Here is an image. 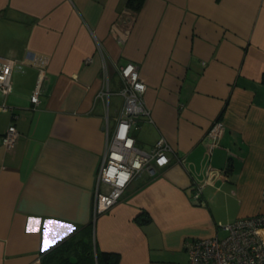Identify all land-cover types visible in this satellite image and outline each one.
Here are the masks:
<instances>
[{
  "label": "crops",
  "instance_id": "0c3cea01",
  "mask_svg": "<svg viewBox=\"0 0 264 264\" xmlns=\"http://www.w3.org/2000/svg\"><path fill=\"white\" fill-rule=\"evenodd\" d=\"M126 9L125 0H0V66L12 67L0 137L11 123L18 131L11 148L0 141V264H42L87 224L94 248L119 264L184 263V240L222 237L220 224L264 213V0H144L123 24ZM127 62L150 113L131 129L136 145L148 151L164 137L172 151L94 216L106 102L110 123Z\"/></svg>",
  "mask_w": 264,
  "mask_h": 264
},
{
  "label": "built area",
  "instance_id": "2783aa9c",
  "mask_svg": "<svg viewBox=\"0 0 264 264\" xmlns=\"http://www.w3.org/2000/svg\"><path fill=\"white\" fill-rule=\"evenodd\" d=\"M131 10L126 9L120 16V23L127 24L134 18ZM127 28L124 29L125 33ZM11 62L0 66V90L7 94L11 87ZM120 85L118 94L122 97L120 108L116 110L113 124L109 123L108 102L103 130L106 135V148L103 154L93 201L94 216L109 210L122 196L133 178L142 172L154 174L156 167L169 163L172 148L164 137H159L153 147L146 151L136 145L131 129L141 115L150 119V113L144 104L143 94L146 84L139 68L132 62L119 66ZM41 76L34 86L31 102H38ZM107 93H101L104 96ZM0 109H6L0 105ZM223 125L214 120L207 130V137L215 144L222 133ZM18 137L13 123L9 124L0 137L1 143L9 149ZM198 195L196 192L195 196ZM260 228H264V213L237 217L227 224H220L225 231L222 237L210 236L186 239L183 246L187 253L184 263L162 262L160 264H264V238Z\"/></svg>",
  "mask_w": 264,
  "mask_h": 264
},
{
  "label": "trees",
  "instance_id": "16d2710c",
  "mask_svg": "<svg viewBox=\"0 0 264 264\" xmlns=\"http://www.w3.org/2000/svg\"><path fill=\"white\" fill-rule=\"evenodd\" d=\"M143 2L144 0H125L126 8L133 13L141 9ZM137 220L140 221V217H137ZM89 234L90 225L87 224L78 231V234L68 237L49 250L43 256L42 264H119V254L94 248L88 238Z\"/></svg>",
  "mask_w": 264,
  "mask_h": 264
},
{
  "label": "rangeland",
  "instance_id": "374dc122",
  "mask_svg": "<svg viewBox=\"0 0 264 264\" xmlns=\"http://www.w3.org/2000/svg\"><path fill=\"white\" fill-rule=\"evenodd\" d=\"M119 96H120V95H119ZM118 101H119V98H118V97H117V100H116V99L113 98V95H110V103H111V107H110V109H112L113 106H114V104H115L116 102H118ZM110 113H111V112H110ZM111 114H112V113H111ZM110 123H111V124L113 123L112 115H111Z\"/></svg>",
  "mask_w": 264,
  "mask_h": 264
}]
</instances>
